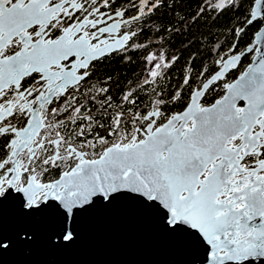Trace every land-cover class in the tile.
<instances>
[{
    "label": "snow or ice",
    "instance_id": "obj_1",
    "mask_svg": "<svg viewBox=\"0 0 264 264\" xmlns=\"http://www.w3.org/2000/svg\"><path fill=\"white\" fill-rule=\"evenodd\" d=\"M111 3L0 0V139L7 141L0 154V204L16 199L24 214L62 215L61 239L69 242V221L95 202L136 199L160 215L166 231L202 250L206 264H264V56L250 73L225 84L227 94L211 106L198 90L182 112L168 116L160 92L145 111L129 90L112 110L108 88L87 83L94 61L126 51L138 33L121 29L151 17L167 0L132 3L137 14L127 20V7L101 11ZM262 3L255 0L256 8ZM225 7H235L234 0H205L201 12ZM257 16L252 11L247 23ZM146 60L149 84L171 63L157 54ZM97 96L103 99L94 115L79 98L95 105ZM61 112L64 120L57 119ZM97 145H105L102 152ZM53 169L67 170L45 182ZM8 246L0 236V249Z\"/></svg>",
    "mask_w": 264,
    "mask_h": 264
},
{
    "label": "water",
    "instance_id": "obj_2",
    "mask_svg": "<svg viewBox=\"0 0 264 264\" xmlns=\"http://www.w3.org/2000/svg\"><path fill=\"white\" fill-rule=\"evenodd\" d=\"M135 4L138 5L139 0ZM123 8L111 6L110 9L101 8V11L111 14ZM254 10L258 11L257 18L264 20V3L257 9L254 0L248 18ZM136 14V11L125 14L124 19ZM130 30L122 28L121 34ZM130 41L127 49L144 45ZM235 44L234 41L216 58L217 69L191 91L200 90L205 95L213 84L222 81L223 92L219 97L207 104L202 102L204 95L200 97L204 106H211L227 94L225 84L235 83L258 66L264 56V23L253 33L245 49L233 52ZM252 50L250 61L232 79H226L231 71L239 69L242 56ZM233 57L239 59L233 61ZM225 64L228 65L226 69ZM221 69H224L221 79L209 83ZM204 84L209 85L207 90H204ZM185 106L170 115L182 112ZM59 176L55 179H59ZM69 226L74 231V239L65 242L61 239L64 228L62 215L52 211L24 214L16 199L0 204V236L9 244L7 249H0V264H206L202 250L190 249L182 243L181 237L166 231L162 227L160 215L145 210L136 199L120 197L108 204L95 202L87 211H81L73 221H69ZM22 232L30 233L31 238L20 239L18 234ZM251 264H261V261L252 260Z\"/></svg>",
    "mask_w": 264,
    "mask_h": 264
},
{
    "label": "trees",
    "instance_id": "obj_3",
    "mask_svg": "<svg viewBox=\"0 0 264 264\" xmlns=\"http://www.w3.org/2000/svg\"><path fill=\"white\" fill-rule=\"evenodd\" d=\"M137 0H112L111 6L127 7V15L135 12L131 7ZM254 0H234L235 7H225L213 11L206 8L201 12L205 0H167V4L156 11L151 17L132 24V29L138 35L130 43L143 46L128 48L126 51L113 52L102 59L94 61V69L88 85L107 87V95L112 98L115 106L123 95L131 90L139 105L146 111L160 92L167 101L162 108L163 114L181 110L187 103L189 95L195 86H199L212 72L217 69L216 58L226 51L235 41L234 50L245 46L252 39L254 31L259 27L258 21L246 24L250 7ZM143 24V31L138 25ZM243 31L237 34V29ZM163 29H167L164 31ZM149 54L163 55L170 66L163 70L158 82L145 83L149 77L148 69L152 64L147 62ZM176 59L173 61L172 58ZM244 56L239 63V69L231 71L226 79H232L248 62ZM155 63V62H153ZM161 71L160 69H152ZM190 77V83H183L185 77ZM109 77L111 79H109ZM220 83V82H219ZM213 84L205 93L202 102L210 103L219 97L223 89H215ZM81 89H85L82 87ZM177 98L172 99L173 96ZM103 97L97 96L95 105L85 99H79L80 104H86L97 114V109ZM79 106V105H78ZM132 107L125 104V108ZM113 110V109H112ZM133 108V111H136ZM101 134H104L101 131ZM6 140L0 139V154L4 153Z\"/></svg>",
    "mask_w": 264,
    "mask_h": 264
},
{
    "label": "built area",
    "instance_id": "obj_4",
    "mask_svg": "<svg viewBox=\"0 0 264 264\" xmlns=\"http://www.w3.org/2000/svg\"><path fill=\"white\" fill-rule=\"evenodd\" d=\"M28 83H31V82H28ZM27 86V85H26ZM101 86H97V88H99ZM71 92V89L69 90ZM85 91V89H81V92ZM79 99H83V97H80ZM55 105V104H54ZM54 105H51V106H54ZM78 106V105H77ZM149 109V108H148ZM147 109V110H148ZM114 110V109H113ZM162 122V121H161ZM14 123H17L16 121H14ZM23 124L22 123H18L17 126L18 127H21ZM129 128H131V125H129ZM105 134V133H104ZM103 135V134H102ZM89 139H91V137H89ZM103 147H105V145H97V153H100L102 152L103 150ZM87 151V149H85ZM89 158H95V157H92L91 154L89 155ZM63 170H67V169H53L50 171V173L44 178L45 179V182L46 181H50V180H53L55 179L61 171Z\"/></svg>",
    "mask_w": 264,
    "mask_h": 264
},
{
    "label": "rangeland",
    "instance_id": "obj_5",
    "mask_svg": "<svg viewBox=\"0 0 264 264\" xmlns=\"http://www.w3.org/2000/svg\"><path fill=\"white\" fill-rule=\"evenodd\" d=\"M129 30L130 29H132V27L131 28H128ZM220 82V83H219ZM219 82H217L218 83V85L216 86V87H214L215 89H221L222 87H223V85H222V81H219ZM90 85H92V84H90ZM223 89V88H222ZM93 93H95V89H93ZM60 103H63V101H60ZM54 106H56V105H54ZM115 105L113 104V109L115 110ZM94 114V113H93ZM95 115V114H94ZM164 115H169V114H164ZM64 118H65V114L63 113V112H61V114L57 117V119H61V120H64ZM51 119V118H50ZM163 122V121H162ZM69 127L71 128V127H74L73 125H71V124H69Z\"/></svg>",
    "mask_w": 264,
    "mask_h": 264
},
{
    "label": "flooded vegetation",
    "instance_id": "obj_6",
    "mask_svg": "<svg viewBox=\"0 0 264 264\" xmlns=\"http://www.w3.org/2000/svg\"><path fill=\"white\" fill-rule=\"evenodd\" d=\"M257 21L259 22V21H261V19H260V18H257ZM260 24H261V23L259 22V26H260ZM258 28H259V27H258ZM258 28H257V29H258ZM254 32H255V31H254ZM252 37H253V36H252ZM247 44H248V43H247ZM247 44H246V45H247ZM246 45L243 46V47H240V48L237 49V50H233V52H234V51H238V50H243V49H245ZM252 52H253V50H252L251 52H249V53L244 54V55L242 56V58H243L244 56H248V57L251 59V54H252ZM242 58H241V59H242ZM250 59H249V61H250ZM28 82H32V81L29 80Z\"/></svg>",
    "mask_w": 264,
    "mask_h": 264
}]
</instances>
